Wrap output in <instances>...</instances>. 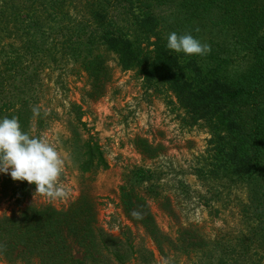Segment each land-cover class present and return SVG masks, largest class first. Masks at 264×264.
Masks as SVG:
<instances>
[{"label":"trees","instance_id":"trees-1","mask_svg":"<svg viewBox=\"0 0 264 264\" xmlns=\"http://www.w3.org/2000/svg\"><path fill=\"white\" fill-rule=\"evenodd\" d=\"M74 2L77 10L71 8ZM164 4L175 8L162 18L157 5ZM187 20H209L223 30L225 40L210 52L213 57L185 56L166 47L169 33L191 34ZM1 24L16 41L0 48L4 53L0 88L4 91L20 71L38 60L42 67L57 65L85 72L92 80L91 96L96 98L108 72L106 56L112 55L121 70H135L154 91L169 92L189 125L204 129L209 136L197 159L202 187L214 192L215 206L209 209L225 210L223 199L234 196L238 227L210 239L192 224L168 235L150 217L131 221L146 229L159 251L166 245L174 253L194 257L195 264H264V0H0ZM141 145L143 155H158V147L144 141ZM83 149L82 172L109 168L97 142L86 140ZM160 174L140 167L128 175L130 180L124 178L130 189L126 193L122 188V197L135 214L140 203L160 202ZM133 181L136 186L129 185ZM21 188L25 196L24 181ZM241 191L243 199L238 196ZM194 193L198 199L205 197ZM183 194L187 197L192 192L184 187ZM163 203L178 220L170 203ZM30 219L33 224L27 219L0 220L4 260L125 263L103 262L100 245L93 238L85 256L73 259L64 251L59 226L44 223L42 217ZM125 245L132 254L130 238ZM110 254L118 261L127 258L123 246Z\"/></svg>","mask_w":264,"mask_h":264},{"label":"rangeland","instance_id":"rangeland-1","mask_svg":"<svg viewBox=\"0 0 264 264\" xmlns=\"http://www.w3.org/2000/svg\"><path fill=\"white\" fill-rule=\"evenodd\" d=\"M77 6L74 2L71 8L77 10ZM173 8L157 5V13L165 18ZM185 23L191 34L208 44L211 51H217L218 43L222 45L225 40L223 30L214 22L187 20ZM9 27L11 25L6 29ZM14 39V34L6 32L1 24L0 48L14 44ZM3 55L0 51L1 73ZM204 57L213 55L209 53ZM36 61L20 71L21 75H16L7 91L0 88V118L16 116L23 131L46 140L57 149L65 161L58 183L68 195L50 200L35 192L34 184L24 181L27 194L21 196L22 181L0 174V220L27 219L32 223L33 216L42 217L44 223H53L62 229L64 251L73 259L85 256L89 240L93 238L100 245L103 262L122 261L123 264L196 262L194 257L174 253L166 245L159 251L146 229L131 221L133 218L150 217L159 231L168 235L187 224L199 227L210 239L237 229L238 209L234 196L230 200L223 199L226 209L216 213L209 209L215 206L211 196L214 192L202 187L198 176L197 159L204 152L209 136L204 129L189 125L188 118L169 92L154 91L135 70H121L112 55L106 56L108 72L102 79L101 95L96 98L91 96L92 80L85 72L75 68L60 69L57 65L42 67ZM34 107L39 110L37 116H33ZM86 140H93L101 147L109 165L107 170L81 171ZM142 141L158 147V155L152 158L143 155ZM140 167L161 173V199L157 203L147 200V204L146 201L138 204L139 211L135 214L122 197V188L126 193L129 191L124 178L130 180L128 175ZM129 185L137 184L133 181ZM184 187L192 194L186 197ZM194 192L205 197L198 199ZM238 196L243 199L245 194L241 191ZM163 200L170 203L178 220L171 217V210ZM39 225L42 224L36 227ZM126 238L132 240V254L124 246ZM122 246L127 258L118 261L110 252ZM0 264L26 263L19 259L9 262L0 255Z\"/></svg>","mask_w":264,"mask_h":264},{"label":"clouds","instance_id":"clouds-1","mask_svg":"<svg viewBox=\"0 0 264 264\" xmlns=\"http://www.w3.org/2000/svg\"><path fill=\"white\" fill-rule=\"evenodd\" d=\"M166 47L185 56H205L211 48L192 34L173 31ZM33 116L39 115L37 108ZM65 161L57 149L46 140L21 129L16 116L0 118V174H8L13 181L35 185V192L50 200L66 198L68 191L58 183Z\"/></svg>","mask_w":264,"mask_h":264}]
</instances>
